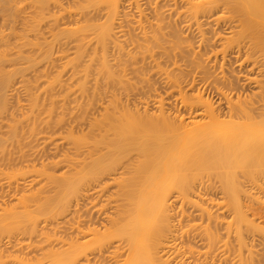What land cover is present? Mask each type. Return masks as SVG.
Segmentation results:
<instances>
[{
    "label": "bare ground",
    "instance_id": "obj_1",
    "mask_svg": "<svg viewBox=\"0 0 264 264\" xmlns=\"http://www.w3.org/2000/svg\"><path fill=\"white\" fill-rule=\"evenodd\" d=\"M23 1L0 0V182L3 180L4 185L6 184V188L3 183L0 185V197L2 198H0V231L7 234L6 242L0 239L4 242H0V249L9 246L11 250L18 252L25 250V252L21 255L20 253L19 255L18 253L15 254L16 252H6L7 254H4L0 250V264H8L6 263L8 261H11L12 264H244L252 259L255 262L254 256L250 259L252 257L251 250L249 251L246 248L247 240L244 241V235L240 232L243 228L242 223L246 226L245 224L248 221L244 222L249 219L248 216L244 217L242 214L243 207L240 203L242 189L237 185L239 182L231 173L236 172L238 167L249 171L250 168L247 169L249 166L254 165L256 167L264 160V0H155L153 1L154 4L152 3L154 6L148 2V4L150 3L149 7L146 6V1L152 0H30L29 3L22 4ZM62 1L70 2L65 3L67 4L65 5ZM161 2L167 7L165 8L164 5L159 6ZM87 3L93 7L89 10H83V5ZM132 5L136 9L138 6L137 10L140 9L138 21H143L140 24L137 22V15L135 16L132 12L128 14V11L132 9ZM140 5L150 8V13L154 16H152V20H156H151L153 29L150 21L151 15L145 14L149 13L148 8L146 12ZM25 9L28 11H25ZM141 11L144 14H140ZM144 15L146 17L150 15L149 19L147 18L151 22L147 20L149 25L144 22L146 20ZM128 16L135 17L136 21H133V19L131 21ZM82 18L84 20L82 22L85 24H82V22L79 24ZM94 19L102 20L96 23ZM90 20L95 23V26L97 24L96 30L92 29L94 24L91 25ZM132 22H135V28H131L133 27ZM135 24H138L139 28ZM45 26L48 30L43 29ZM90 26H92L93 33L88 32L90 29L85 31ZM124 27L127 30L126 28L124 30ZM144 27L148 30L151 28L149 30L151 34ZM129 29H132V32L133 29L139 31L136 30L138 32L136 34L133 32L132 35ZM152 30L153 32H151ZM125 31L126 34H124ZM127 31L132 36H129ZM41 32L43 34L47 33L46 36L44 35L46 39L43 35L41 37ZM71 32L77 34H74L77 38L74 37L75 39H71L72 41L68 39L67 34H71ZM55 34H57V37L59 34L60 36L64 35L61 38L65 40L63 41L59 36V40L51 43ZM117 34H120L121 38ZM30 35L35 36V38L30 37ZM125 35L126 39L132 38L130 40L132 42L137 36L141 41H144L143 43H147L149 39H152L151 42L153 41L155 44L159 35L160 38L163 36L164 40H159L160 42L158 41V46L155 45V49L157 47L161 49L156 51L158 54L160 52L161 57L169 62L164 61L167 65H170V70L177 71V74H174L173 77V72H170L169 67H165L166 65L161 61L164 58L159 59L161 62L155 61L158 54L156 55L152 48L151 50L156 56L155 58L152 57L153 53L146 49L148 53H151L148 55L150 58L146 59L147 62L153 61L150 62L154 64L151 68L155 66V63L156 65L162 63L164 66V69L158 67V70L154 67L155 70L154 72L152 70V72L155 73L157 70L156 73L162 71L163 74L167 68L166 72L169 71L172 75L164 74V80L162 81L164 85L160 82V86L159 80L153 79L152 75H150L152 77L148 76V78L150 77L156 81L158 87L154 81L148 79V81H151L148 82L143 77H139L138 74L142 76L143 73L144 77L147 78V75L144 74L145 71L141 72L139 70L143 66L146 68L147 62H144V56H141L143 58L139 60L140 62L137 59V67H134L135 60L133 59L134 65L129 68V62L126 63L129 59H126L128 53L133 50V44H135L134 48L138 46L140 48L142 44L139 43L141 41L137 38L136 41L139 45L135 41V43L131 42L132 47L129 46L132 49L125 48V51L128 50L127 54L122 52V49L120 51L117 48V50L115 45L119 44L122 48L123 44L119 42H124L121 39L125 40L123 38ZM89 36L91 37L89 38ZM116 36L119 37L117 39L119 42L115 39ZM50 37L52 40H48ZM31 39L33 42L35 39L39 40L33 43ZM55 39L57 38L55 37ZM47 40L53 45L47 44ZM59 41V45L64 46V48L67 47V51L70 48L72 49V52L69 50L72 53L71 57L63 53V47L61 51L59 50L60 47L57 48L58 45L56 44ZM128 42L126 45L130 44ZM146 43L147 47L150 43ZM31 44L34 47L39 46L36 48L40 49V52H38L40 55L42 54L41 51L45 50L42 54L43 58L45 53L49 51L52 53L49 48L52 49L54 45H56L55 49L57 48L56 54L58 51L62 52H58L56 57L58 60L61 57L60 65H56L57 67L60 66V69L44 80L41 86L43 92H41L37 76L41 73L42 64L39 66L40 71H37L36 64H34L37 58H35L36 60L33 59L38 53L34 55L32 51L34 47H30L32 55H29L30 52H28L29 56L25 55L27 52L26 46H32ZM109 44L110 46L114 45L113 48L115 47V51L113 48L111 49L116 55L115 57L118 55L117 51H120V54H125L124 57L127 55L126 59L123 57L126 61L122 57V59L120 58L125 63L118 57H113V53L106 54L109 51L106 50L111 48ZM107 45L109 48H107ZM126 45H123V47ZM151 45L154 46V44ZM119 46L117 45V47ZM47 47L49 51L46 49ZM36 48H34V51ZM88 48L91 50L89 51ZM39 49L37 50L39 51ZM136 50L138 51V48ZM85 51L88 53V59ZM98 51L101 53V55L99 54L100 58L96 54ZM147 51L145 52L147 53ZM145 52H143L144 55ZM83 54L87 59L86 61H84ZM105 54L109 59H106ZM50 55L48 54L47 57L49 58ZM111 55L114 59L111 58ZM30 57L34 60H30L31 64L32 62L34 64L33 68L27 63L31 59ZM42 57L40 56L41 59H43ZM53 59L56 60L55 57ZM46 60H49L48 62L51 60V65ZM46 60L43 65H47L45 64L47 62L48 66L42 68L44 72L42 71L39 76L42 81L41 77L45 76L47 67L50 66L49 68H51L55 63L51 57ZM113 60L118 61L112 63ZM119 60L122 62H120V65ZM142 60L145 65L142 64ZM132 61L130 60V64ZM150 63L147 66L148 68L151 65ZM124 64L128 66H124ZM67 67L71 69H67ZM30 68L32 71L34 69V73L36 70L38 74H33L34 77L30 74L29 79L26 72ZM128 69L133 73L131 75L129 71L132 77L128 75ZM63 70L66 72L69 70L68 73L71 74V78L68 80L69 86L71 85V79L72 82L74 81L73 85L76 89L74 91L77 92H73L74 96L70 93L72 85L70 90L64 80L61 79V75H64ZM150 70L148 71L150 72ZM149 72L146 73L149 75ZM18 73L21 77L22 74L23 76L28 75L20 79L30 80H28V83L21 80V86L27 83L29 87L31 78H33V82L37 80L35 81L37 82L35 91L38 90L37 87L40 89L37 93H33V88L26 87L28 92L26 91L24 97L23 94L20 93L21 95H19L17 93L18 97L21 96L25 100L24 104L26 102V105H22L23 102L17 104L15 103L17 102L16 99L13 100L15 97L18 98L14 95L17 91H20V87L17 88L18 85L17 87L14 85L15 90L17 89L16 92L12 90V87H14L12 81L14 83L15 80L13 78H17ZM154 75L160 76L161 74ZM133 76L135 79H144L142 81L145 86L149 83L144 87V83L141 81L143 87L140 88L138 80L137 85L138 83L139 85H135L138 89H135V91L139 90L140 92V89L147 87L149 91L142 89L143 92L145 91L144 93L136 94L133 93L135 86L130 87V89L125 87L129 90L126 91L123 87V89L120 86L117 88V84L115 85L116 80L119 82L121 79L122 81L124 80L123 77L128 80ZM89 77L91 78L89 79ZM62 81L67 87L63 85ZM33 82H31V85ZM153 82L155 85H153ZM41 83L40 81V85ZM61 83L63 86L60 85L62 88H59L58 84ZM56 85L59 87L57 88ZM53 86L60 89L61 92L57 89L54 90ZM64 86L66 89H63ZM26 88H23V90L25 91ZM116 88L122 90V92H129L133 96L126 92L128 95H125L124 92L121 95V91H117ZM23 90L21 91L23 92ZM202 90L203 92L206 90V93H212L213 100L212 97L209 99L205 96ZM57 91L60 93H57ZM58 94L61 96L60 98ZM55 95L58 96L56 97L58 99H55ZM39 96H42L41 100L43 97L49 98L48 104H51L47 107L40 103L39 106ZM21 97L17 99L18 103L22 99ZM53 97L54 100H52ZM8 98L12 99L10 101H14L13 105L10 104V107H14V109L7 107ZM43 100L42 102H44ZM55 100H60L59 102L62 100L65 102L66 100V102L59 103V105ZM150 103L154 105L151 106L150 110H153L152 113L150 112L151 114L147 111L149 109L146 108ZM64 104L69 105V107ZM53 105L56 106L55 110ZM57 109L60 110H58L60 116L55 115ZM52 113H55L53 115L56 116L55 118ZM62 126L65 130L59 128ZM57 127L65 131L63 136L70 141V144L69 141L67 142L69 146L67 148L68 144L66 145V152L63 151L65 154L62 152L63 147L57 149V143L53 147L55 143L51 132H55ZM75 127L80 130L76 133L77 135L74 134L76 132ZM41 133L42 136H39ZM51 136L53 139H51ZM43 139H45V143L42 141ZM48 140H50L49 143ZM46 142L49 145L47 149L49 148L50 152L54 148L53 153L51 152L53 155L58 150L56 156H52L47 149H44L46 148L44 147ZM51 142L53 143L52 147L50 146ZM30 148L31 150H29ZM46 155L50 159L47 160ZM53 157L55 158L53 159ZM43 159L50 161L46 163ZM36 160H41V163L44 164L43 167L42 164L37 166L40 169L35 167L38 162ZM61 161H63L65 168L61 175L70 169H73V172L71 177L69 176L68 180H65L61 187L59 186L58 194L60 197L74 193L80 197H76V199H80L82 205V197L86 200L87 198L90 200L92 197V200H90L92 203L88 201L89 205L98 204L99 207L95 208L96 211L100 210V214L103 213L104 215L103 218L102 214L98 215L102 221H105L103 224L99 221L100 219L98 220V223L101 224L100 227L94 226L95 222H93L91 226L86 227L87 231H82L79 225H75V237L77 234L82 233L83 240H78L76 237L65 241L66 239L63 238H54L55 235L53 239L50 238L49 233L45 235L46 237L42 236L43 238L38 239L37 236L36 238L38 230L35 223L38 222L40 216L46 217L51 211L50 207L48 208L46 205L48 203L42 204V202L45 203L44 198L46 197H48L46 198L47 201L52 198V195V197L49 196L53 194L51 188L54 191L57 187V185L50 187L51 192L46 188L52 183V179L58 176L56 175V169L52 172L49 165L54 164L51 167L57 168L59 163L62 164ZM11 162H22V164L20 168L10 170L11 166L7 163L11 164ZM39 163L37 164L39 165ZM56 163L58 165H55ZM8 165L10 171L6 169ZM209 169H216L220 181V183L218 181V185L211 184L209 181L208 183L202 181V183L200 180L201 184L199 183V186L195 183L198 186L196 188L194 187L196 180L191 179V181H194L192 183L190 179L185 177L186 173L191 176L190 171L197 174L198 172L202 173L201 170L205 172ZM1 175L4 176L3 179ZM4 180H7V182ZM37 180H41V183L37 184ZM208 180L210 179L208 178ZM190 184L194 186H190ZM45 190L50 194H45ZM90 190L91 192H89ZM41 191L43 192L41 193ZM218 193H220V196L213 197ZM27 195H33L29 197L34 199L35 203L31 199V202L34 203L33 206H31L30 199L28 201L30 205L26 204ZM194 195L198 196L199 199H197L201 201V204H196V202H199L198 200L194 201L196 199L192 200ZM13 196H15L16 202L9 200ZM25 196H27L26 199ZM34 196L45 197L44 200L42 199L43 201H40L39 198H34ZM94 196L97 197L94 200L99 203L93 201ZM4 197L8 198L9 202ZM175 203L180 206L190 203V205L185 206L188 211L183 208L184 205L181 207L183 210L178 208L177 211ZM18 204L20 208H18ZM79 204L81 202L73 205L77 206L75 210L71 209V211L69 209L72 215L74 213L77 215L79 211L80 213L83 211L82 208H86L85 203L84 207ZM191 205H193V210H191ZM65 206L63 205V209L60 207V210H67ZM81 206L82 208H80ZM188 206H190V211ZM91 208L94 209V207H87L88 211ZM174 208H176V211ZM247 208L252 209L253 207ZM93 209L91 213L95 212L94 215L99 214ZM248 209L247 212L250 211ZM60 210L56 209L57 214H53L56 216L61 215ZM85 210L83 213L87 214L88 211L85 212ZM62 214L65 216L69 213ZM91 215L92 217H98ZM91 215L88 214L85 217L89 219ZM245 215H248V213H245ZM80 217L77 218L79 221ZM15 218H18L19 221L21 219L22 225L25 221L26 226L24 224L23 227H19L21 221L18 223V219ZM92 219L90 217L88 221L90 222ZM97 219L94 220L97 221ZM14 220L17 221L14 222ZM182 222H184L182 224L183 228L181 226ZM253 224L254 222L249 224V229L247 228L248 225L244 227L246 228L245 231L257 230V224H254L255 226ZM12 225L14 227L11 228ZM8 229L10 232L12 230L11 234L14 233V236L10 235V237L8 235ZM243 229L242 231L245 232ZM15 233L19 236H15ZM24 233L26 235H23ZM40 233L42 235L43 232L39 231V235ZM20 234L26 237L22 236L20 239ZM253 236L251 237L252 240ZM221 239L224 240L221 241ZM196 243L201 244L199 245V247H202L200 249L205 246L206 249H203L202 252L198 245H194ZM194 246H197L198 249ZM244 250H248L250 256H247L246 253V258H249L242 263L245 258L241 261ZM32 251L34 253H31Z\"/></svg>",
    "mask_w": 264,
    "mask_h": 264
},
{
    "label": "rangeland",
    "instance_id": "obj_2",
    "mask_svg": "<svg viewBox=\"0 0 264 264\" xmlns=\"http://www.w3.org/2000/svg\"><path fill=\"white\" fill-rule=\"evenodd\" d=\"M65 1H67V0H65ZM65 1H64V2L62 1V2H63L64 4L70 2V1L65 2ZM153 1H155V0H152V1H146L147 5H146V3H145V5L149 7V6H150V5H149L150 3H151V5L154 4ZM29 2H30V0H24V1L22 2V4L29 3ZM144 2H145V1H144ZM148 2H150V3L148 4ZM71 3L73 4V1H72ZM141 3H142V2H141ZM141 3H140V4H141ZM152 3H153V4H152ZM72 4H71V5H72ZM160 4H161V5H160ZM65 5H67V4H65ZM145 5H143V7H142L141 5H140V6L146 10L148 7L146 8ZM157 5H158V4H157ZM163 5L165 6V8L167 7V6H166L165 4H163L162 2L159 3V6H163ZM140 6H139V7H140ZM153 6H154V5H153ZM92 7H93V6H92L91 4L87 3V4H84V5H83V8H82V9H83V10H89V9H91ZM133 7H135V6L132 5V9H133V10H132V9L129 10V9L127 8V10H129V11H128V14H129L130 12H132V13L135 14V16L137 15V16H136V17H137L136 19H137V22L140 24V22L142 21V20H141L140 22L138 21V14H139V10H140V9L137 10V9H138V6H137V9H136V7H135V8H133ZM141 7H140V8H141ZM129 8H131V7L129 6ZM142 8H141V9H142ZM27 9H28V8H27ZM134 9H135V10H134ZM144 9H143V10H144ZM151 9H152V7H151ZM28 10H29V9H28ZM28 10L25 9V11H28ZM145 10H144V12H145ZM147 10H148L149 13H145V14H147V15L150 14V15H151V16L149 15V16H150V21H151L153 15L150 13V12H151V11H150V8H148ZM147 10H146V12H147ZM144 12L141 11L140 14H141V13L144 14ZM132 13H131V14H132ZM134 14H132V15H134ZM144 16H145V15H144ZM149 16H148V17L145 16L146 20H145L144 22L147 23V20L149 19ZM128 17H129V16H128ZM153 17H154V16H153ZM83 18H84V17H83ZM83 18H82L81 20L79 19L80 21L78 20V21H79V24H80V22H82ZM130 18H131V17H129V19H130ZM147 18H148V19H147ZM132 19H133V21H136L135 17H134V18L132 17V18H131V21H132ZM134 19H135V20H134ZM141 19H142V18H141ZM143 19H144V18H143ZM94 20H95V19H94ZM94 20H93V21H94ZM100 20H102V19H99V20L97 19V20H95L94 22L99 23ZM154 20H155V19H153L152 21H154ZM83 21H84V20H83ZM85 21H87V20H85ZM90 21H91V20H90ZM131 21H130V22H131ZM150 21L148 20V22H150ZM152 21H151V22H152ZM155 21H156V20H155ZM91 22H92V21H91ZM94 22H92L91 25L94 24V28H95V29L92 28V26H90L89 28L85 29V31H86V30L88 31V29L91 30V31L89 30L88 32H92L93 30H96V28H97V24H96V26H95V23H94ZM137 22H136V23H137ZM142 22H143V21H142ZM151 22H150V23H151ZM134 23H135V22H132V23H131V25L133 26V27H131V28H135V27H134ZM82 24H85V23L82 22ZM89 24H90V23H89ZM89 24H88V25H89ZM143 24H144V23H143ZM152 24H153V22L151 23V26H152V29H153V25H152ZM154 24H155V23H154ZM135 25H137L138 28H139V25H138V24H135ZM144 25L147 27V25H149V24L147 23V25H146V24H144ZM46 26H47V25H46ZM46 26H45V28H43V29L46 30V29H47ZM137 26H136V28H137ZM140 26H141V25H140ZM91 28H92L93 30H92ZM125 28H126V27H124V30H125ZM144 28H145V27H144ZM147 28H148V27H147ZM147 28H145L147 31L151 30V28H150L149 30H148ZM154 29H155V27H154ZM47 30H48V29H47ZM124 30H123V31H124ZM126 30H127V28H126ZM129 30L131 31L132 35H133V32H134V34H136V32L139 31L138 29H136V30H138V31H136V30L133 29V32H132V29H129ZM41 31H42V29H41ZM123 31H122V32H123ZM127 32L129 33V31H127ZM151 32H153V30H152ZM41 33H42V32H41ZM48 33L52 34L51 32H48ZM77 33H78V32H77ZM92 33H93V32H92ZM139 33H140V32H139ZM149 33H150V31H149ZM45 34H47V33H45ZM45 34L42 33V34H40V35H41V37H42V35H43V37H44ZM57 34H58V33H57ZM57 34H55L54 36L52 35V36L54 37L53 40H52V38H51L52 36H51L48 40L51 39V40H52L51 43H53L55 40H59V38L62 39L61 37L64 36V35H63V36H62V35L60 36V34H59L58 37H59V36H60V37L58 38V37H57ZM67 34H68V37H69L68 39H70V41H72V40H74L75 38H77V36L75 37V35H77L75 32H71V34H72V38H71V34H70V33H67ZM67 34H66V35H67ZM74 34H75V35H74ZM87 34H88V33H87ZM120 34H122V33H120ZM120 34H119V35H120ZM124 34H126V31L124 32ZM150 34H151V33H150ZM66 35H65V36H66ZM92 35H93V34H92ZM94 35H95V32H94ZM119 35L117 34V36H119ZM128 35H129V36H132L130 33H129ZM128 35H127V38H128ZM157 35H158V34H157ZM45 36H46V35H45ZM47 36H48V35H47ZM117 36H116V38H115L116 40L120 37V36H119V37L117 38ZM134 36H135V35H134ZM30 37H32V35H30ZM48 37H49V36H48ZM48 37H47V38H48ZM55 37H56L57 39H55ZM74 37H75V38H74ZM90 37H91V36H89V38H90ZM135 37H136V39L138 38L137 36H135ZM135 37H134V38H135ZM157 37H158V36H157ZM165 37H167V36H165ZM32 38H35V36H33ZM36 38H37V36H36ZM39 38H40V37H39ZM44 38L46 39V37H44ZM87 38H88V37H87ZM120 38H121V37H120ZM123 38H125L126 42H125L124 39H121V41H122V40L124 41L123 43H122V42H119L118 40H117V41H118L119 43L123 44V45H126V43L128 42V39H129V42H128V43H130V44L126 45L125 47H123V45H122V48L119 46V44H116V45H115L114 43H112V44L115 45L116 49H117V48H118L119 50L122 49V52H125V54H127L126 52L128 51V50L125 51V50H126L125 48H128L129 50H131V49L133 48V50H131V51L129 52L130 54L128 53V57H129V58L127 57V55L125 56V57H127V59L123 56V55H125V54H123V53H121L122 56H120L121 54H120L119 52H120L121 50H120V51H117L118 49L116 50V51L118 52V55L120 54V55H119L120 57L117 55L118 59H120L121 57H122V58L124 57L126 60L129 59V61H127L126 63L129 62L128 65H130V66L124 64V66L126 65V66H128L129 68H130L131 66L134 65V64H133V61H134V60H135V61H134V63H135L134 67H135V66L137 67V62H138L140 59L143 58V57L141 58V56H144L145 59L143 58V60H144L145 63L147 62L146 59H147V58H150L148 55H150L151 53H153V55H151V56L155 58V56L158 54V52H157L156 50H157V49H158V51L161 50V49H159V47H157V49H155L156 46H158V41L161 40V39L164 40L163 36H161V38H160V35H159L158 40H156L157 42L155 41L156 44L153 43V41L151 42L152 39H149V40H148V42H149L150 44L147 42L149 45L154 44V46H153V45H151V46L147 45V47H146V45H145L146 42L143 43L144 41H143V40L141 41V40L138 38L139 41H141V42H139V43L142 44V46H140V48H139V46H138L139 44L137 43L138 41H136V39H135V40L133 39V42L135 41V42L138 44V45L136 44V46H138V47H137V48H138V51H137V50H136L137 48H136V47H135L136 49L134 48L135 44L132 45L133 47L131 46V42H132V41H130V40H131L132 38H131V39H130V38L126 39V35H125V37L123 36ZM40 39L42 40V38H40ZM71 39H72V40H71ZM85 39H86V38H85ZM138 39H137V40H138ZM166 39H167V38H166ZM37 40H39V39H35L34 42L37 41ZM41 40H40V41H41ZM48 40H47V41H48ZM62 40H63V39H62ZM62 40H60V41H62ZM64 40H65V39H64ZM64 40H63V41H64ZM119 40H120V39H119ZM31 41L33 42L32 39H31ZM40 41H38V42L41 43ZM44 41H45V40H44ZM47 41H46V43H47ZM60 41L58 42V44H56V43H57V41H56L55 44L58 45L57 48L60 47L59 50L61 51V50L64 48V46L59 45ZM63 41H62V42H63ZM34 42H33V43H34ZM38 42H37V43H38ZM62 42H61V43H62ZM133 42H132V43H133ZM135 42H134V43H135ZM159 42H160V41H159ZM161 42H162V41H161ZM44 43H45V42H44ZM44 43H43V44H44ZM51 43H49V41H48L47 44L50 45ZM124 43H125V44H124ZM147 43H146V44H147ZM41 44H42V43H41ZM68 44H69V43H68ZM110 44H111V43H110ZM110 44H109V47H111V48H109L108 45H107V48H109V49L106 48V49H107L106 51L109 50L108 52H106L107 55H108L109 52H110L109 54H111V53L114 54L113 50H111V49L113 48L112 46H114V45L110 46ZM31 45H32V46H28V45H27L26 48L24 47V48L26 49V51H27L25 55H28V52H30L31 48L34 47L33 44H31ZM51 45H53V44H51ZM56 45L52 46V49L49 48L53 54L50 53L48 47L46 48L49 52H48V53H45L44 58L42 57V54H44V51H45V50L42 49V50H44V51H41L42 54L40 55V53H38V52H40V49H39V48H36L38 45H37V46L35 45L36 47H34V48H36V50L34 51V48H33L32 51L34 52V53H33L34 55H35V53H38V54H36V55L39 56V57L34 56L33 59L37 58V61H34V60L31 58V57H32V56H31V57H30L31 59H29V62H27V63L29 64V66H31V68H33V65L36 64V68H37V71H38V70H39V66H41V64H42L43 67L41 66V68H40L41 71L39 70V71L42 73V71H43L42 68L44 69V66H48V63L51 62V60H50V62H48L49 60H46V59H49V58L51 57L52 60H54L53 57H55V59H56V57L58 56V55H57L58 52H59V53H62V52H60V51H58L57 54L55 53L56 50H57V48L55 49ZM62 45H63V44H62ZM117 45H118L119 47H117ZM129 45H130L132 48H131ZM155 45H156V46H155ZM40 46L42 47L43 45H40ZM44 46H45V45H44ZM44 46H43V47H44ZM69 46H70V45H69ZM128 46H129V47H128ZM30 47H31V48H30ZM38 47H39V46H38ZM41 47H40V48H41ZM45 47H46V46H45ZM45 47H44V48H45ZM49 47H51V46H49ZM62 47H63V48H62ZM115 47H114V48H115ZM145 47H146V48H145ZM29 48H30V49H29ZM66 48H67V47H65L64 50H65ZM98 48H99V47H98ZM114 48H113V49H114ZM142 48H144V49H142ZM152 48H153V49H152ZM28 49H29V50H28ZM37 49H39V51H38ZM54 49H55V50H54ZM88 49H89V51L91 50L90 48H88ZM99 49H101V48H99ZM134 49H135V50H134ZM139 49H141V51H139ZM146 49H148V51H150L151 53H150V52L148 53V51H147ZM151 49H152L153 51H155L156 55L154 54V52H152ZM47 50H46V51H47ZM52 50H53V51H52ZM64 50H63V53H64V54H68V57H71V56H72V53H71V52H72V51H71L72 49H71V48L69 49L71 52H70L69 50L67 51V49H66L65 51H64ZM97 50H98V49H97ZM97 50H96V52H97ZM110 50H111L112 52H111ZM123 50H124V51H123ZM143 50H144V51H143ZM32 51H31V52H32ZM87 51H88V50H87ZM89 51H88V52H89ZM99 51H100V50H99ZM99 51H98V53H96V54H98L97 57H99V56L101 55V53H99ZM114 51H115V49H114ZM132 51H133V52H132ZM145 51H147V53H146ZM31 52H30L29 55H32ZM85 52H86V51H85ZM100 52H104V51L102 50V51H100ZM143 52H145V55H144ZM24 53H25V52H24ZM54 53L56 54V56H55ZM46 54H47V55H48V54H49V55L52 54V55H50V57L48 58ZM87 54H88V53L86 52V55H87ZM99 54H100V55H99ZM102 54H103V53H102ZM106 54H105V55H106ZM29 55H28V56H29ZM60 55H62V54H60ZM107 55L105 56L106 59L108 58ZM129 55H132V56H129ZM159 55H160V57H158ZM40 56H41L43 59H41ZM52 56H53V57H52ZM112 56H113V55H111V58L114 59L113 57H115L116 55L114 54V56H113V57H112ZM158 56H156L157 58H155V61H156V60H158V61L161 60L160 58H162V57H161L160 52H159ZM45 57H46V58H45ZM59 57H60V56H59ZM59 57H58V58H59ZM63 57H64V55H63ZM83 57H84V54H83ZM100 57H101V56H100ZM100 57H99V58H100ZM117 57H115V58H117ZM138 57H139V58H138ZM38 58H39L40 61L38 60ZM60 58H61V57H60ZM60 58H59V60H58V59L54 60L55 63L52 62V63H54V65L52 64L53 66H52L51 68H49L50 66L47 67V72H46V70H45V76L43 75V76L41 77V78L43 79V81H42L41 79H39V76L41 75V73H40V75H37V76H38V81H39V86H40V88H41V86L43 85V82H44L45 79L51 77L52 75H54L55 73H57V70L60 69V68H59L60 66H59V67L56 66L57 64L60 65V63H59V62H60ZM111 58H110V59H111ZM122 58H121V59H122ZM124 58H123V59H124ZM131 58H132V59H131ZM163 58H164V57H163ZM163 58H162V59H163ZM62 59H64V58H62ZM84 59H85V57H84ZM87 59H88V55H87ZM87 59H85L84 61H86ZM108 59H109V58H108ZM112 59H111V61H112ZM121 59H120V60H121ZM125 59H124V60H125ZM133 59H134V60H133ZM137 59H138V61H137ZM159 59H160V60H159ZM30 60L34 61V64H33V62H32V64H31V61H30ZM35 60H36V59H35ZM45 60L48 62V63H47V62L45 63V64H47V65H43V62H45ZM81 60H82V59H81ZM120 60H119V62H118L119 65H120V62L122 61V60H121V61H120ZM126 60H125V61H126ZM130 60H131V61L133 60V61L131 62L132 65L130 64ZM143 60H142L141 62H142L143 65H145V64L143 63ZM62 61H63V60H62ZM62 61H61V62H62ZM111 61H110V63H111ZM113 61H114V60H113ZM115 61H118V60H115ZM115 61L112 62V63H115ZM125 61H122V62L125 63ZM136 61H137V62H136ZM149 61H150V60H149ZM161 61L163 62V64L166 65L165 67L168 66L169 68H168V67H167V68H168V70H170V65H167V64L165 63V62H167V63H169V62H168V61H165V58H164V60H161ZM161 61H160V62H161ZM164 61H165V62H164ZM39 62H40V63H39ZM95 62H96V61H95ZM108 62H109V60H108ZM122 62H121V63H122ZM139 62H140V61H139ZM150 62H153V61L151 60ZM150 62H149V63H150ZM38 63H39V64H38ZM149 63L147 62L146 68H144V66H143L144 70H142V69H143L142 67L139 69L141 72H142V71H145L144 74L147 75V78H145L146 76L144 77L143 73H142V76H141V74H138V76L140 75L139 77H143V78L146 79L147 81H148V79H150L151 81H154L153 79L156 78V79H157L156 81L159 80V86H160V82L162 83V85H164V83L162 82V81L164 80V78H163L164 76H163V75H164V74L167 75V73H168V76H169V74H170V76H171L172 74L169 73L168 70H167L168 72H166V69H167V68L164 70L165 73L163 72V74L161 73L162 71H161L160 73H156L157 70H158V69H157L158 67H159L160 69L163 67V69H164V66L162 65V63L160 64V65H162L161 67H160V65H156V63H155V66H154V67H156L155 69H157V70H156L155 73H153L154 70H155L154 67H152L153 69L151 68V66H152L153 63H152V64L150 63L151 65H150V67L148 68L147 66L149 65ZM142 64H141V66H142ZM24 65H25V64H24ZM37 65H38V66H37ZM50 65H51V63H50ZM121 65H122V64H121ZM138 65H140V63H138ZM153 65H154V64H153ZM27 67H28V66H27ZM34 67H35V66H34ZM28 68H29V67H28ZM31 68H30V70H27V72H26V73H28L29 76L26 74L28 77H27L26 75H24L25 77L29 78V77H30V74L33 75V74L36 73V70H35V73H34V69H33V71H32ZM48 68H49L50 70H49ZM68 68H70V67H67V69H68ZM70 69H71V68H70ZM145 69H146V70H145ZM150 69H151V70H150ZM160 69H159V70H160ZM65 70H66V69H65ZM65 70H63V74H64V75H61V79L64 80V82L66 83V85L68 86V88H69L70 90H71V88H72V91H71L70 93L73 94V92H76V91H74V90H76V89H74V85H73L74 81L72 82V79H71V85H72V86L70 85V86H71V88H70V86H69V84H68V83H69L68 80H70V78H71V74L68 73L69 70H68V72H66ZM148 70H150V72H149ZM152 70H153V72H152ZM25 71H26V70H25ZM25 71H24V72H25ZM129 71H130V69L127 70L128 75L130 76ZM43 72H44V71H43ZM65 72H66V73H65ZM70 72H71V70H70ZM130 72H131V71H130ZM141 72H139V73H141ZM146 72H147V73L149 72V75H148ZM170 72H173V77H174V74H177V71L175 72V71H171V70H170ZM150 73H153V74H150ZM24 74H25V73H24ZM36 74H38V72H37ZM43 74H44V73H43ZM132 74H133V73L131 72V75H132ZM154 74H161L162 76H161V75H160V76H159V75H154ZM46 75H47V76H46ZM128 75H127V76H128ZM150 75H152L153 77L150 76ZM166 75H165V76H166ZM15 76H16V75H15ZM15 76H14V77H15ZM19 76H20V77H19ZM24 76H23V74H22V77H23V78H24ZM34 76H35V75H33V77H34ZM127 76H126V77H127ZM134 76H135V74H134ZM134 76H133V78L128 79V80H127V78H130V77H132V76L127 77L126 80H125V77H123L124 80L121 81V79H120L119 82L116 80L117 83L115 82V85L117 84V88H118V86H120L121 88L123 87L124 90L129 91V90L125 89V87H127V88L130 89V87H134L135 85H137V81L139 80L137 77H136L137 79H135ZM148 76L152 77L153 79L150 78V77L148 78ZM16 77H17V78H13V79H15V80H14V83H13V81H12V86L15 85V86L17 87V85H18L17 88L20 87V88H19L20 91L23 90V88L28 87V86H27V83H28V80H29L30 78H29L28 80H26V81H25L26 78H25V79H20V78H22V77H21V75H19V73H18V75H17ZM158 77H161V78L159 79ZM65 78H66V80H65ZM90 78H91V77H89V79H90ZM162 78H163V79H162ZM32 79H33V78H31V82H33ZM73 79H74V78H73ZM144 79H142V80H144ZM19 80H20V81H19ZM21 80H24V82H27L26 85H25V83H24V85H23V82H22V85H23V86H21V85H20ZM34 80H35V79H34ZM142 80L140 79V80L138 81V82H140V88L143 87L142 83H144V82H143ZM160 80H161V81H160ZM18 81H19V82H18ZM29 81H30V80H29ZM35 81H37V80H35ZM35 81L32 83V85H31V82H30V85H29V87H28V88H31V89L33 88V89H34V92H33V93H35V92L37 93V92L40 90L39 87H37L38 90L35 91L36 86H37V82H35ZM40 81L42 82L41 85H40ZM141 81H142V83H141ZM151 81H148V82H151ZM156 81H154V82L156 83ZM17 82H18V83H17ZM88 82H89V81H88ZM154 82H153V85H155ZM34 83H35V85H34ZM62 83H63V81H62ZM62 83H61V84H58V85H59V86H60V85H61V86L65 85V83H63V85H62ZM89 83H90V82H89ZM146 83H147V82H146ZM66 85H65V86H66ZM138 85H139V83H138ZM138 85H137V86H138ZM141 85H142V86H141ZM147 85H149V83H147ZM147 85H146V86H147ZM162 85H161V86H162ZM15 86L12 87V88H13L12 90H15V88H16ZM30 86H31V87H30ZM56 86H57V85H56ZM59 86H57V88H58ZM61 86H60L59 88H62ZM65 86H64V87H65ZM67 86H66V87H67ZM137 86H135L134 90H133V88H132L133 93H136V94L140 93V94H142V93H141V92H143L142 89H143V90H148V89H149V88L147 87L148 89H147V88H142V89H140V92H139V90H136V91H135V89H138ZM146 86H145V83H144V87H146ZM156 86L158 87L157 83H156ZM156 86H155V87H156ZM53 87H54V90L57 89V88H55V86H53ZM66 87L63 88V89H66ZM152 87H153V86H152ZM68 88H67V89H68ZM117 88H116V89H117ZM121 88H120V89H121ZM123 88H122V89H123ZM153 88H154V87H153ZM160 88H162V87H160ZM160 88H159V89H160ZM31 89H29V90L32 91ZM69 89H68V90H69ZM150 89L152 90V88H150ZM27 90H28V89L26 88L25 91L23 90V92H22V91L20 92V91H17V89H16L14 92H16V91H17V92H16V94L14 93V94H15L14 97H15V96L18 97V94H19V95L23 94L22 96L24 97V95H26L25 93L28 92ZM41 90H42V88H41ZM57 90L60 91V89H57ZM70 90H69V91H70ZM151 90H150V91H151ZM26 91H27V92H26ZM58 91H57V93H60V92H61V91H60V92H58ZM117 91H119V92L121 91V95L124 94V93L126 92V91H125V92L123 91V92H124V93H123L122 90H118V89H117ZM148 91H149V90H148ZM148 91H147V93H148V95H149V92H148ZM161 91H162V89H161ZM247 91H248V90H247ZM12 92H13V91H12ZM41 92H43V90H42ZM52 92H54V91L52 90ZM131 92H132V91H131ZM144 92H145V91H144ZM144 92H143V93H144ZM202 92H203V90H202ZM209 92H210V91H209ZM17 93H18V94H17ZM20 93H21V94H20ZM76 93H77V92H76ZM126 93H129V92H126ZM126 93H125V95H128V94H126ZM151 93H152V91H151ZM151 93H150V94H151ZM203 93H204L205 96L209 97V99L212 97V100H213V96H211L212 93H208V92L206 93V90H204ZM38 94L40 95V93H38ZM41 94H42V93H41ZM53 95H54V93H53ZM69 95H70V94H69ZM74 95H75V94H73L72 96H74ZM129 95H130V96H133V94H131V93H129ZM134 95H135V94H134ZM146 95H147V94H146ZM146 95H145V96H146ZM58 96H59V94H58ZM58 96L55 95V99H58V98H56V97H58ZM70 96H71V95H70ZM72 96H71V97H72ZM150 96H151V95H150ZM14 97H13V98H14ZM20 97H21V96H20ZM20 97H18V98H20ZM39 97H40V96H39ZM41 97H42V96H41ZM41 97L39 98V99H40V102L38 101V102H39L38 105L40 106V103H42L43 106H47V107H48V105L51 104V103L48 104V100H49V98H47V97H43L44 100H43V99H42V100H43L44 102H42ZM60 97H61V96H59V98H60ZM18 98L15 97V98L13 99L14 101H15V99H16L17 102H15V103L20 104V103L23 102L22 105H26V102H25V104H24V101H25V100H23L22 97H21L22 99L20 100L21 102L19 101V103H18V100H17ZM46 98H47V99H46ZM69 98H70V97H69ZM8 99H9V100H7L8 103H6V104H7V107H10V104L12 103V105H13V104H14V101H13V102L10 101L11 98H8ZM39 99H38V100H39ZM11 100H12V99H11ZM45 100H46V101H45ZM50 100H51V99H50ZM52 100H54V97H53ZM52 100H51V102H52ZM9 101H10V102H9ZM56 101H57L58 103H57ZM59 101H60V100H55V102H56L57 104H59V103L62 104V103H65V102H66V100H65V102H63V100H62L61 102H59ZM67 102H68V101H67ZM70 102H71V101H70ZM44 103H45V104H44ZM56 103H55V105H56ZM68 103H69V102H68ZM68 103H67V104H68ZM8 104H9V106H8ZM42 104H41V105H42ZM53 104H54V103H53ZM67 104H64V105L67 106ZM71 104H73V103L71 102ZM71 104H70V105H71ZM150 104H152V103H150ZM150 104H149L150 108H149V106H147L146 108L149 109V110H147V111H149V113H150V112L152 113L153 110L151 111L150 109H151V106H154V105H153V104L150 105ZM12 105H11V106H12ZM59 105H60V104H59ZM15 106H17V105H15ZM43 106H42V108H43ZM53 106H54V105H53ZM56 106H57V105H56ZM56 106H54V110L56 109V108H55ZM67 107H69V105H68ZM10 108H11V109H14V107H13V108L10 107ZM10 108H9V109H10ZM39 108H40V107H39ZM141 108H142V107H141ZM11 109H10V110H11ZM59 109H60V108H59ZM59 109H57V112H56L57 114L54 113L55 115H59V116H60V114H58V110H59ZM152 109H153V107H152ZM140 110H141V109H140ZM154 110H155V109H154ZM15 111H16V113H17V109H16V107H15ZM59 111H60V110H59ZM40 112H41V111H40ZM68 112H69V111L67 110V113H68ZM171 112H172V110H171ZM14 113H15V112H14ZM59 113H60V112H59ZM147 113H148V112H147ZM151 113H150V114H151ZM40 114H41V113H40ZM42 114H43V113H42ZM54 114L52 113V116H53ZM65 114H66V113H65ZM68 114H69V113H68ZM15 115H16V114H15ZM41 116H42V115H41ZM64 116H65V115H64ZM66 116H67V114H66ZM7 117H8V116H7ZM53 117L55 118L56 116H53ZM65 118H67V117H65ZM68 119H69V118H68ZM65 127H66V126H65ZM59 128H60V129L63 128L62 130H65L63 126H62V127H59ZM59 128L57 127L55 132H53V131L51 132V133H52V136H54V139H53L52 136H51V139L54 140V143H55V144H54V146H53V143L51 142L50 146L52 145L53 147H55V145L58 144V146H56L57 149H58V147H59V149H60V148L62 149V147H63V148H64V149L62 150V152H63V151H65V149H66V145H67L68 143L70 144V141L68 140V138H66V137L63 136V135H65V133H64L65 131H62V130H60ZM75 129H76V127L74 128V130H75ZM57 131H59V132L57 133ZM75 131H76V132H75L74 134H76V133H77L78 131H80V130H79V129H76ZM42 133H43V132H42ZM42 133L39 134V136H40V135L42 136ZM43 134H44V133H43ZM45 134H46V133H45ZM47 134H48V133H47ZM47 134H46V135H47ZM53 134H55V135H53ZM79 134H80V133H79ZM48 135H50V134H48ZM76 135H77V134H76ZM44 136H45V135H44ZM41 139H42V138H41ZM39 140H40V139H39ZM44 140H45V139H43L42 141H44ZM53 140H51V141H53ZM46 141H47V140H46ZM49 141H50V140H48V143H49ZM68 141H69V142H68ZM40 142H41V140H40ZM67 142H68V143H67ZM44 143H45V141H44ZM44 143H42V144L45 145ZM48 143L46 142V145L44 146V147H46V148H44V149H47V147L49 146V145H47ZM56 143H57V144H56ZM69 144L67 145V148H68ZM59 145H60V146H59ZM52 146H51V147H52ZM51 147H50V148H51ZM48 149H49V148H48ZM48 149H47V150H48ZM29 150H31V148H30ZM32 150H33V148H32ZM50 150H51V149H50ZM52 150L54 151V148H52ZM52 150H51V152H52ZM55 150H56V149H55ZM67 150H68V149H67ZM45 151H46V150H45ZM45 151H44V152H45ZM48 151H49V150H48ZM56 151L58 152V150H56ZM56 151H55V153H56ZM46 152H47V151H46ZM49 152H50V151H49ZM51 152H50V153H51ZM65 152H66V151H65ZM65 152H63V153L65 154ZM52 153H53V152H52ZM52 153H51V154H52ZM55 153H54V155L56 156L57 153H56V154H55ZM59 153H60V152H59ZM59 153H58V155L61 156ZM44 154H45V153H44ZM46 154L48 155V152H47ZM61 154H62V153H61ZM47 155H46V156H47ZM54 155L52 154V156H54ZM49 156H51V155L49 154ZM49 156H47L48 158H47V157H45V158L48 160V159H50ZM51 158H52V157H51ZM54 158H55V157H53V159H54ZM57 158H59V157H57ZM262 160H263V159H262ZM17 161H18V160H17ZM36 161H38V160H36ZM36 161H35V162H36ZM43 161H45V160L43 159ZM49 161H50V160H49ZM49 161H45V162L48 163ZM51 161H52V160H51ZM39 162H40V163H39ZM62 162H63V161H61V163H62ZM262 162H263V163H262ZM262 162H260L259 164H257L256 167H254V165H253L252 167L249 166V167L247 168V169L250 168L249 171L247 170L248 172L246 171V169L243 170L241 167H238L237 170H236V172L231 173V175L234 176V177L236 178V181L239 182V183H237V182L235 181V182L237 183V185L242 189V191L240 192V193L242 194V196H241V194H240V197H241V199H240L241 202H240V203H242V204H241V207H243V208H242V209H243V213H242V214L244 215V217H245V216H248V219H249V220H246V221L244 222V223H246V222L248 221L245 225H246V226L248 225L247 228L249 229V227H250L249 224H250L251 222H254V224H257V230H255V229H253V230H252V229H251V230H247V232H248V235H247V232L245 231L246 228H244V227H246V226H244V224H243L242 222H240V223H242V227L244 228V229H243V228H242V229L246 232V233L243 232L242 229L240 228V229H241V231H240L241 234L244 235V236H243L244 241L247 240V241H246V242H247V243H246V248H248L249 251L251 250V253H252V257H250V259L253 258V256H254V258H255V262H254V259H252L253 261L250 260V262H249V261H246V259L249 258V257L246 258V256H245L246 253H247V256H250V254H248V253H249L248 250H247V251L244 250V252L242 251V252H243V253H242V256H243V254H244V256L241 257V261H242V259H243L244 257H245V258L243 259L242 263H243L244 260H245V261L248 262L249 264H255V263H256V264H264V193H263V192H264V165H263V164H264V160H263ZM37 163H39V165H38ZM37 163H36V166H35V167L40 166V165L42 164V163H41V160L38 161ZM58 163H59V162H58ZM58 163H56L55 165H58ZM261 163H262V165H261ZM7 164H9L11 167H13V168H11L9 165L6 166V167H7V168H6L7 171H10V170H12V169L16 170L17 168H20L22 162H20V163H19V162H17V163H16V162H14V163L11 162V164H10V163H7ZM29 164H30V163H29ZM31 164H32V163H31ZM34 164H35V163H34ZM50 164H51V163H50ZM64 164H66V163H64ZM5 165H6V164H5ZM43 165H44V164H42L41 166L43 167ZM47 165H48V164H47ZM47 165H45V166L47 167ZM51 165H54V164H51ZM51 165H49V166H50V168H52V170L49 169L48 167H47V168H48L49 170H51L52 172L55 171V169H56V175H58V176H56V178L52 179V181L50 180V181L52 182L51 184L49 183L51 186L48 184L49 186L46 187V188L48 189V191H50V190H49L50 187H52V186H54V185H55V186L57 185V187L54 186V187L56 188V189H54V191H55V192H56L57 190H58V191L55 193V192L53 191V188H51V189H52V193H53L54 195L56 194V195L54 196L53 194H50L51 191H50L49 193H47V191L45 190V191H46L45 194H48V195L50 194L49 196H51V195L53 196V197L51 196L52 198H49L48 201H47V199H46V198H48V197L44 198V197H45V196H44V197H43V198L45 199V200H44L43 198H40L41 196H39V197H38V196H36V197L34 196V198H39L38 200H40V201L43 199L45 203L42 202V204H46V203H48V204H46V205L48 206V208L50 207L49 209H51V211H49V214H47L46 217H44L43 215L40 216V218H38V220H37L39 223H38V222L35 223V225H36V227H37V230H38V232H37L38 234L36 233V234H37V235H36V238H37V236H38V239H39V238H43L45 235H48L47 233H49L50 238H53V236L55 235L54 238H56V237H57V239H62V238H63V239H66L65 241L69 240V238H76V237L78 238V240H83V238H82V236H83L82 233L77 234V236L75 237V232H76V231H75V227H76L77 225H79V226H80V230H82V231H87V228H86V227H87L88 225L91 226V225H92L91 223H93V222H95V223L93 224L94 226L96 225V227H100L101 224H99L98 222L100 221L101 223L104 224L105 221H104V220L102 221V219H100L101 217L99 218L98 215H101V214H102V218H103L104 215H103V213L100 214V210L96 211L97 209H95V208L99 207V206H97L98 204L96 205V203H95L93 206H91L92 204L89 205L90 203H92V202H90V200H92V197H91L90 200H88L87 197H86L87 200H86V199H83L84 197H82L83 205H84V203L86 204V208H85V209H86L87 211H88V209H90V208L87 209V207H94L95 210H94L93 208H91V210L93 209V211L98 212L99 214L96 213L97 215H96V214L94 215L95 212L91 213V210L88 211L87 214H86V213L84 214L83 211H84L85 209L82 208V206H83V205H82V201H80V199L77 200L76 197H78V198H80V197H79V196H76V194H74V193H69L68 196L60 197V195L58 194V193H59V189H60L59 186L61 187V186H62V183H64L65 180H68L69 176L71 177V175H72L71 173L73 172V169H70L69 171L66 170L67 172H65L63 175H61L62 171L65 170L63 163H62V164L59 163V165L57 166V168H55V167H53V166L51 167ZM259 165H260V166H259ZM22 166H23V165H22ZM45 166H44V167H45ZM66 166H67V165H66ZM262 166H263V167H262ZM9 167H10V168H9ZM3 168L5 169V166H4ZM8 168H9L10 170H9ZM37 168H38V167H37ZM53 168H54V169H53ZM38 169H40V168H38ZM43 169H44V168H43ZM5 171H6V170H5ZM7 171H6V172H7ZM46 171H48V170L46 169ZM242 171H243V172H242ZM49 172H50V171H49ZM192 172H193V171H192ZM192 172L190 171L191 176H192V177L194 176L195 178H194V177H193V178H190L191 176H188L189 174H187V173H186V176H185V177L188 178V179H190V181H191V179L194 180V181L196 180L195 182H194V181H191L192 183L194 182V185H195V183H196L197 185H198L199 183L201 184L202 181H203V182H207V183H208V181H209V182H211V184L213 183V184H215V185H218V184L220 183L219 178H218V176H217L218 174L216 173V169L205 170V172H204L203 170H201L202 173L198 172V173H197L198 175H197L196 173H195V174H196V175H195V174L192 173ZM241 173H242V174H241ZM248 173H249V174H248ZM54 174H55V173H54ZM193 174H194V175H193ZM214 174H215L216 176H215ZM1 176H2V175H1ZM187 176H188V177H187ZM3 177H4V176H2L1 178L3 179ZM216 177H217V178H216ZM208 178H209L210 180H208ZM212 178H213V179H212ZM6 179H8V178H6ZM38 179H40V178H38ZM198 179H199V180H198ZM204 179H205L206 181H205ZM43 180H44V179H43ZM43 180H42V182H43ZM186 180H187V179H186ZM200 180H201V182H200ZM1 181H2V182H0V183H1L0 185H2V183H3V180H1ZM4 181L7 182V180H4ZM37 181H38V180H37ZM44 181H45V180H44ZM218 181H219V183H218ZM254 181H255L256 183H255ZM39 182L41 183V180L38 181L37 184H38ZM48 182H49V181H48ZM187 182H189V181H187ZM203 182H202V183H203ZM215 182H216V183H215ZM44 183H45V182H44ZM189 183H190V182H189ZM189 183H188V184H189ZM248 183H249V184H248ZM251 183H252V184H251ZM254 183H255V184H254ZM46 184H47V183H46ZM46 184H45V185H46ZM200 184H199V185H200ZM3 185H4V183H3ZM5 185H6V184H5ZM5 185H4V187H5ZM35 185H36V184H35ZM40 185H41V184H40ZM194 185H193V184H190V186H194ZM197 185H195L194 187L197 188V187L199 186V185H198V186H197ZM243 185H244V186H243ZM250 185H251V186H250ZM46 186H47V185H46ZM246 186H247V187H246ZM252 186H253V187H252ZM36 187H37V186H36ZM36 187H35V188H36ZM251 187H252V189H251ZM5 188H6V187H5ZM5 188H4V189H5ZM247 188H248V189H247ZM262 188H263V189H262ZM246 189H247V190H246ZM259 189H260V190H259ZM202 191H203V190H202ZM42 192H43V191H41V193H42ZM89 192H91V190H90ZM244 192H245V194H244ZM259 192H260V193H259ZM261 192H262V193H261ZM252 193H253V194H252ZM256 193H257V194H256ZM219 194H220V193L216 194V196L213 195V197L220 196ZM246 194H247V195H246ZM17 195H18V194H17ZM37 195H39V194H37ZM41 195H42V194H41ZM8 196L10 197V194H9ZM15 196H16V194H15ZM15 196H13L12 199L9 198V200H13V201L16 202V198H15ZM27 196H28V197H27ZM27 196L24 197L25 199H26V197L28 198V200H26V201H27L26 204H28V201H29V199H30L29 197H31V196H33V195H30V196L27 195ZM46 196H47V195H46ZM195 196H196V195H194V198L192 197V200H193V199H196V200H194V201H197L199 198H198V196H196V197H195ZM211 196H212V195H211ZM249 196H250V197H249ZM6 197H7V196H6ZM16 197H17V196H16ZM95 197H96V196H94L93 201L99 203L98 201L94 200V199L97 198V197H96V198H95ZM0 198H1V197H0ZM98 198H99V197H98ZM197 198H198V199H197ZM259 198H260V200H259ZM1 199H2V198H1ZM4 199L7 200L8 198L6 199V198L4 197ZM25 199H24V200H25ZM31 199H32V198H31ZM31 199H30V203H31V206H33V204H34L35 202H34V199H32V202H34V203H32V202H31ZM75 199H76V200H75ZM246 199H247V200H246ZM9 200H7V202H9ZM43 200H42V201H43ZM97 200H99V199H97ZM253 200H254V201H253ZM13 201H11V202L13 203ZM46 201H47V202H46ZM76 201H77V202H76ZM79 201L81 202V204H79V205H82L80 208H82L83 211L81 210V211H82L81 213H80V211H79V212H78L79 214H77V215H79V216L77 217V215H75V213L72 215V212L70 213V210H71V209H72V210H75V208H76L77 206H73V205H75L76 203H80ZM85 201H86V202H85ZM88 201H89L90 203H89ZM194 201H193V202H194ZM198 201H199V200H198ZM258 201H259V202H258ZM36 202H38V201L36 200ZM200 202H201V201L196 202V204H197V203L199 204ZM40 203H41V202H40ZM74 203H75V204H74ZM93 203H94V202H93ZM178 203H180V202H178ZM190 203H191V202H190ZM190 203L185 204V205L183 204L184 207H183V205L180 206L179 204L177 205V203H175V207L177 208V211H178L181 207H183L184 209L187 210V208H186L185 206H186V205H190ZM194 203H195V202H194ZM194 203H192V204H194ZM180 204H182V203H180ZM200 204H201V203H200ZM28 205H30V204H28ZM63 205H64V206L66 205L65 207H67V208H65V209H67L68 211H67V210H63V211L60 210V207L62 208ZM18 206H19V204H18ZM18 206H17V207H18ZM31 206H28V207L30 208ZM95 206H96V207H95ZM178 206H180V207H178ZM194 206H195V205H194ZM28 207H27V208H28ZM83 207H84V206H83ZM192 207H193V205H191V208H192ZM196 207H197V206H196ZM196 207L194 208V210L196 209ZM247 207H253L254 210H252L253 208H252V209H248ZM256 207H257V208H256ZM18 208H20V206H19ZM31 208H33V207H31ZM176 208H174V210H175ZM178 208H179V209H178ZM188 208H189V211H190V206H188ZM255 208H256V209H255ZM56 209H59V210H60L59 213H61L62 217H61V215H59V214H58L59 217L56 216V215H54V214L57 212ZM62 209H63V208H62ZM69 209H70V210H69ZM98 209H99V208H98ZM181 209H182V208H181ZM244 209H245V212H244ZM247 209L250 210V211L247 212ZM18 210H20V209H18ZM72 210H71V211H72ZM86 210H85V212H86ZM182 210H183V209H182ZM191 210H193V208H192ZM64 211H66V212H64ZM175 211H176V210H175ZM187 211H188V210H187ZM89 212H90V213H89ZM241 212H242V210H241ZM53 213H54V214H53ZM62 213H65V214L69 213V214H71L73 217H74V215H75L76 218L74 217V218H75V219H74V218H73L71 215H69V214H67V215L64 216V214H62ZM245 213H246V214L248 213V215H245ZM56 214H57V213H56ZM80 214H81V217H80ZM82 214H83V216H82ZM88 214H89V215L93 214V216H98V217H92V215H91L90 217L93 218V219L89 222L88 220L90 219V217H89V219H88L87 217H85V215L88 216ZM68 215H69V216H68ZM70 216H71V217H70ZM79 217L81 218L80 221L77 219V218H79ZM20 218H21V217H20ZM71 218H72V219H71ZM82 218H83V219H82ZM95 218H98L97 221L94 220ZM15 219H18V218H15ZM22 219H23V218H22ZM99 219H100V220H99ZM246 219H247V218H246ZM39 220H40V221H39ZM41 220H42V221H41ZM45 220H46V221H45ZM93 220H94V221H93ZM98 220H99V221H98ZM15 221H17V220H14V222H15ZM20 221H21V219H20ZM20 221H19V219H18V223H19ZM77 221H79V222L77 223ZM16 223H17V222H16ZM18 223H17V224H18ZM22 223H23V222L21 221V222H20L21 226L18 224L19 227H23L24 224H25V226H26L25 221H24V224H23V225H22ZM45 223H46V225H45ZM75 223H76V224H75ZM183 223H184V222L181 223V226H182ZM12 224H13V223H12ZM17 224H15V225L17 226ZM37 224H38V225H37ZM43 224H44V225H43ZM254 224H253V225H254ZM42 225H43V226H42ZM75 225H76V226H75ZM253 225H252V226H253ZM72 226H73V228H72ZM79 226H78V227H79ZM233 226H234V225H233ZM239 226H240V224H239ZM252 226H251V227H252ZM254 226H255V225H254ZM12 227H14V225H12L11 228H12ZM240 227H241V226H240ZM40 228H42V229H40ZM182 228H183V226H182ZM197 228H198V227H197ZM258 228H259V229H258ZM0 229H1V228H0ZM14 229H15V228H14ZM39 229H40V230H39ZM45 229H46V230H45ZM198 229L200 230V228H198ZM201 229H202V228H201ZM3 230H4V229H3ZM5 230H6V228H5ZM10 230H11V229H10ZM41 230H42V231H41ZM44 230H45V231H44ZM231 230H232V229H231ZM39 231H40V232H43V233L46 232V233H45V234L42 233V235H41V233H40V235H41V236H40V235H39ZM47 231H48V232H47ZM0 232H3L2 234L0 233V239H3L4 242H6V241H7V234H4V231H0ZM8 232L10 233V234L8 233L9 236H10V235H11V236H14V235H13L14 233L11 234L12 230H11V232H10L9 229H8ZM242 232H243V233H242ZM244 233H245L246 235H245ZM34 234H35V233H34ZM3 235H4V236H3ZM16 235L19 236V234L15 233V236H16ZM23 235H26V234L24 233ZM23 235L20 234V236H21L20 239L22 238ZM253 235H254V236H253ZM11 236H10V237H11ZM18 236H17V237H18ZM33 236H35V235H33ZM42 236H43V237H42ZM223 236L225 237V235H223ZM252 236H253V240H252V238H251ZM23 237H26V236H23ZM45 237H46V236H45ZM59 237H60V238H59ZM221 237H222V236H221ZM247 237H248V238H247ZM4 238H5V239H4ZM33 238H34L35 240H38V239H36L35 237H33ZM48 238H49V237H48ZM48 238H46V239H48ZM54 238H53V239H54ZM8 239H9V238H8ZM53 239H52V240H53ZM224 239H225V238H224ZM224 239H221V241L224 240ZM249 239H250V240H249ZM5 240H6V241H5ZM35 240H34V241H35ZM248 240H249V241H248ZM250 241H251V242H250ZM0 242H2V240H1ZM4 242H2V243H4ZM194 245H198V243H196V244H194ZM199 245H201V244H199ZM199 245H198V248L200 249L201 246L199 247ZM1 246H2V244H1ZM202 246H203V244H202ZM204 246H205V245H204ZM194 247L197 248V246H194ZM205 247H206V246H205ZM205 247L203 248L204 250L206 249ZM3 248H4V249H3ZM5 248H6V249H5ZM8 248H10V247L8 246ZM8 248H7V246H5V247H2L0 250H2V251L4 252V254H7V253H15V252H16L15 254L18 253V255H19V253H20V255H21L22 253L25 252V250H23L22 252H18V251L11 250V248H10V249H8ZM198 248H197V249H198ZM201 248H202V247H201ZM244 248H245V246H244ZM244 248H243V249H244ZM246 248H245V249H246ZM203 249H200V250L203 252ZM243 249H242V250H243ZM5 250H6V251H5ZM7 250H8V251H7ZM200 250H199V251H200ZM201 251H200V252H201ZM255 251H256V252H255ZM3 252H2V253H3ZM6 252H7V253H6ZM31 253H34V251H32ZM247 260H248V259H247ZM256 260H257L258 263L256 262ZM246 262H245V263H246ZM251 262H254V263H251ZM6 263H8V264H9V263L12 264L11 261H8V262H6ZM245 263H244V264H245ZM248 263H247V264H248ZM222 264H224V263H222ZM239 264H240V263H239Z\"/></svg>",
    "mask_w": 264,
    "mask_h": 264
}]
</instances>
